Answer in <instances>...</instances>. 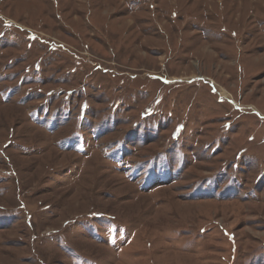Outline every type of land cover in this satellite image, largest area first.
I'll return each mask as SVG.
<instances>
[{
	"label": "rangeland",
	"instance_id": "rangeland-1",
	"mask_svg": "<svg viewBox=\"0 0 264 264\" xmlns=\"http://www.w3.org/2000/svg\"><path fill=\"white\" fill-rule=\"evenodd\" d=\"M0 264H264V0H0Z\"/></svg>",
	"mask_w": 264,
	"mask_h": 264
}]
</instances>
